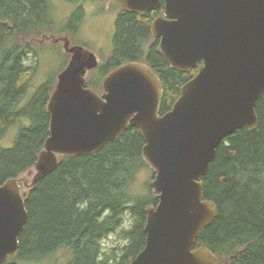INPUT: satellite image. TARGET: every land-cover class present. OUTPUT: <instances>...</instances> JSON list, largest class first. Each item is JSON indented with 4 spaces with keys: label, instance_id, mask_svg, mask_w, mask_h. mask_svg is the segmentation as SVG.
Segmentation results:
<instances>
[{
    "label": "water",
    "instance_id": "water-1",
    "mask_svg": "<svg viewBox=\"0 0 264 264\" xmlns=\"http://www.w3.org/2000/svg\"><path fill=\"white\" fill-rule=\"evenodd\" d=\"M136 14H164L151 25L160 52L173 68L198 72L161 114L162 81L145 62L130 61L107 74L103 93L87 86L99 66L87 48L72 46L47 103L49 137L25 176L0 183V264L20 250L28 221L26 198L53 173L61 156H86L119 138L130 126L145 140L142 155L154 171L158 203L146 209V245L129 264H225L197 237L218 214L204 197L203 176L220 144L243 127L254 130L264 92V0H119ZM25 188V189H24Z\"/></svg>",
    "mask_w": 264,
    "mask_h": 264
},
{
    "label": "trees",
    "instance_id": "trees-1",
    "mask_svg": "<svg viewBox=\"0 0 264 264\" xmlns=\"http://www.w3.org/2000/svg\"><path fill=\"white\" fill-rule=\"evenodd\" d=\"M163 13L164 2L142 14L122 8L113 53L88 73L87 86L102 93L103 80L113 69L130 61L145 62L162 81L160 113L171 110L181 86L198 69H173L161 54L151 25ZM55 20L52 0H0V140L22 118L30 120L21 126L12 147L0 146V183L32 169L49 137L47 103L58 75L21 104L37 73L41 47L34 42L58 30ZM151 38L146 52L145 42ZM256 113L258 127L230 134L203 176L204 197L215 202L218 214L197 237L196 247L209 248L225 264H264V92ZM144 145L141 131L130 126L93 154L61 156L58 168L38 180L26 198L28 221L15 258L42 262L59 247L68 246L73 250L68 264L132 262L146 245V209L158 203L149 183L144 195L133 187L138 174L149 167L142 155ZM126 213L132 219V226L122 231L128 243L106 252L103 239L123 225Z\"/></svg>",
    "mask_w": 264,
    "mask_h": 264
},
{
    "label": "rangeland",
    "instance_id": "rangeland-1",
    "mask_svg": "<svg viewBox=\"0 0 264 264\" xmlns=\"http://www.w3.org/2000/svg\"><path fill=\"white\" fill-rule=\"evenodd\" d=\"M56 17L55 28L58 30L46 33L47 38L41 37L34 45L40 48L37 56V73L35 74L27 94L22 100L24 106L36 93L37 89L52 77L57 76L70 60V53L64 48V37H68L71 45H80L92 51L98 60L110 59L114 49V38L116 33V20L122 9L119 0H52ZM79 6L85 8L86 13ZM76 27V29H74ZM44 36V35H43ZM42 36V37H43ZM152 38L145 42L146 52L149 50ZM141 61L146 58L141 57ZM34 61H30L33 63ZM21 124V125H20ZM30 120L22 118L21 122L11 126L4 137L0 140L2 148L12 147L23 125H29ZM20 125V126H19ZM23 176L31 179L25 173ZM154 177L152 168L147 167L141 171L133 185L137 193H146L145 184ZM25 189V188H24ZM132 226V219L125 214L123 225L116 231L103 239L106 252L114 248H121L128 243L122 237V231ZM73 256V250L68 246L59 247L54 254L42 262H27L17 258H8L9 264H68Z\"/></svg>",
    "mask_w": 264,
    "mask_h": 264
},
{
    "label": "flooded vegetation",
    "instance_id": "flooded-vegetation-1",
    "mask_svg": "<svg viewBox=\"0 0 264 264\" xmlns=\"http://www.w3.org/2000/svg\"><path fill=\"white\" fill-rule=\"evenodd\" d=\"M79 8H80V9H83L84 13H86V10H85V8H83V6H79ZM163 14H164V13H163ZM74 29H76V27H75ZM47 36H48V35L43 36L42 39H43L44 37L47 38ZM70 43H71V42H70ZM102 93H103V92H102ZM7 260H8V258L6 259V261H7ZM6 261H5V262H6Z\"/></svg>",
    "mask_w": 264,
    "mask_h": 264
}]
</instances>
